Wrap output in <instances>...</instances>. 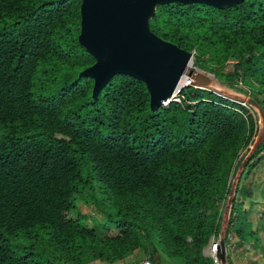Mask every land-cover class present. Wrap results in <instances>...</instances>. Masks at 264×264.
I'll list each match as a JSON object with an SVG mask.
<instances>
[{
    "label": "trees",
    "instance_id": "trees-1",
    "mask_svg": "<svg viewBox=\"0 0 264 264\" xmlns=\"http://www.w3.org/2000/svg\"><path fill=\"white\" fill-rule=\"evenodd\" d=\"M79 4L0 0V264H114L135 251L154 264H215L202 250L256 131L253 112L193 86L150 109L143 82L119 73L92 98V79L77 74L94 62L76 40ZM148 24L193 51L191 66L246 87L264 118V0L159 4ZM48 83L56 92L40 94ZM261 160L264 134L238 177ZM245 191L234 187L225 248L231 238L259 246ZM77 200L104 215L98 229Z\"/></svg>",
    "mask_w": 264,
    "mask_h": 264
},
{
    "label": "water",
    "instance_id": "water-1",
    "mask_svg": "<svg viewBox=\"0 0 264 264\" xmlns=\"http://www.w3.org/2000/svg\"><path fill=\"white\" fill-rule=\"evenodd\" d=\"M240 0H80L77 42L94 62L78 76L92 79L91 96L95 98L108 79L126 74L143 82L150 109L169 102L178 91L183 76L193 78V85L203 89L207 75L190 66L193 51H185L162 40L149 30L148 21L156 5L164 3H202L216 8L233 6ZM206 73V72H205ZM260 107L251 98L245 101ZM217 264H227L223 234L214 253Z\"/></svg>",
    "mask_w": 264,
    "mask_h": 264
},
{
    "label": "rangeland",
    "instance_id": "rangeland-1",
    "mask_svg": "<svg viewBox=\"0 0 264 264\" xmlns=\"http://www.w3.org/2000/svg\"><path fill=\"white\" fill-rule=\"evenodd\" d=\"M233 63L234 62L231 60L227 61L224 65L223 71H231L233 69ZM202 73L204 75H207V77L209 78L208 84L203 89L209 90L216 95H219L228 100L245 104L253 112L256 122V131L250 141V144L240 151L238 160L233 164L230 170L225 196L218 203V231L216 238L213 240H217L224 232V228L228 218L230 199L233 195L235 185H242L246 190L245 196L238 198L241 200L242 208L247 211V220L250 222L253 228L257 229L256 233L259 246L253 248L251 246V240L241 242L235 238H231L229 240L228 246L225 248V252H228V257L231 264H264V160L259 161V163H257L248 174L241 175L240 178L238 177L243 164L250 155L254 145L262 138L264 134V120L261 118L259 111L255 106L249 105L245 102L247 98H250V96L248 95L249 93L246 92V87L240 86L237 83L236 85L240 86L241 89H243L239 91L234 86L231 87L226 83L217 81L210 73ZM210 83H213L216 88L211 87ZM57 85L58 84L55 83H48L39 93L42 95L54 94L56 92ZM253 96L258 97L260 95L254 94ZM76 204L78 207V211L85 216V224L88 227H94L98 229L101 226L102 222L105 220L104 215L92 204H84L81 202V200H77ZM75 210L76 208L72 209L70 212L75 214ZM211 239L212 238L210 237L209 241ZM202 252L204 255L209 256L208 243L206 246H204ZM143 259H146V256L140 251H135L133 254L120 261H117L114 264H126L134 261H138L140 264ZM88 264L104 263L99 261H92Z\"/></svg>",
    "mask_w": 264,
    "mask_h": 264
},
{
    "label": "built area",
    "instance_id": "built-area-1",
    "mask_svg": "<svg viewBox=\"0 0 264 264\" xmlns=\"http://www.w3.org/2000/svg\"><path fill=\"white\" fill-rule=\"evenodd\" d=\"M191 66V64H190ZM185 77V83L177 88L178 91L170 98V101H175V102H180V96H179V91L181 88L185 87V86H193V87H197L195 85H193V78L192 77H189V76H186L184 75ZM168 102H164L162 105H166ZM216 247H217V240H213L211 239L209 242H208V254L210 257H212L213 259V262L216 264V260H215V257H214V253L216 251ZM140 264H154L153 262H151L149 259H143Z\"/></svg>",
    "mask_w": 264,
    "mask_h": 264
},
{
    "label": "bare ground",
    "instance_id": "bare-ground-1",
    "mask_svg": "<svg viewBox=\"0 0 264 264\" xmlns=\"http://www.w3.org/2000/svg\"><path fill=\"white\" fill-rule=\"evenodd\" d=\"M185 82V77L184 75L179 79L178 83H177V88L181 87ZM211 87L216 88V86L213 83H210Z\"/></svg>",
    "mask_w": 264,
    "mask_h": 264
}]
</instances>
